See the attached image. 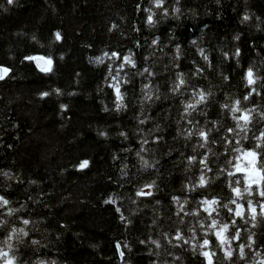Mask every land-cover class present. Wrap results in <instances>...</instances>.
<instances>
[{"label":"trees","instance_id":"obj_1","mask_svg":"<svg viewBox=\"0 0 264 264\" xmlns=\"http://www.w3.org/2000/svg\"><path fill=\"white\" fill-rule=\"evenodd\" d=\"M0 64V248L16 264H264V0H0Z\"/></svg>","mask_w":264,"mask_h":264},{"label":"snow or ice","instance_id":"obj_2","mask_svg":"<svg viewBox=\"0 0 264 264\" xmlns=\"http://www.w3.org/2000/svg\"><path fill=\"white\" fill-rule=\"evenodd\" d=\"M7 3H8V4H12V3H13V0H7ZM155 3H156L157 6H159V5L162 3V0H155ZM173 11H176V9H173ZM151 19H152V17H151V15H149V16H148V20L151 21ZM245 19H247V16H245ZM56 38H57V39L60 38L59 33H56ZM155 43H156V41L153 40V44H155ZM177 47H178V46H177ZM237 51H238V50H237ZM112 55L115 56V55H117V53L113 52ZM25 59L27 60V59H34V58H33V57H25ZM124 59L127 60L129 64L132 63V61H131L127 56H125ZM205 59H207L206 56H205ZM96 60L99 62L100 58L97 57ZM48 63H49V65L51 64V59H50V58H49V60H48ZM120 67H123V64H121ZM49 70H50L49 68H42V71H49ZM8 71H9V69H7V68H5V67H3V66H0V78H3V75L6 74ZM194 74H195V73H194ZM149 75H151V73H149ZM248 75L251 76V69H249V71H248ZM177 78L179 79V74H178ZM114 79H115V77H114ZM225 79H227V77H225ZM252 82H253L252 79H249V80H248V83H249V84H252ZM183 83H184V81H183V80H180V84H183ZM179 86H180V85L177 84V85H176V88H179ZM112 87L116 90V97H117V100H118V101L121 100V95H120L119 89L116 87V85H112ZM143 87L147 88L148 85L145 84ZM172 90L175 91L176 89L173 88ZM56 91L59 92V89H57ZM40 95H41V96H45V95H47V93L41 92ZM194 95H196V94L194 93ZM199 96H200V100L207 99V94H205V93H203V92L199 93ZM245 98H246V97H245ZM200 100H196V101L192 104V107H195V105H196L197 103H200ZM236 103H238V101H237ZM121 106H122V103H118V104L116 105L117 109H119ZM60 107H61V108H64V107H66V106H65V105H61ZM222 107H227V105H222ZM232 107H233L234 110L236 109V105H235V104H233ZM187 110H188V108L185 107V111H187ZM234 119H236V120H240V119L247 120V119H248V116H247V115H242V116H240V117H234ZM140 123H143V121H140ZM237 127H238V128H239V127H242V125L237 124ZM227 131L231 132V131H233V129L229 128V129H227ZM100 134H101V135H104V133H100ZM120 134H121V136L124 135L123 132H121ZM198 135H199L200 137H204L205 139H207V134H206L205 131H203V130L199 131ZM261 135L264 136V132H261ZM154 139H160V138H159V137H154ZM213 142H214V141H213ZM145 143H147V141H145ZM138 155H139V153H138ZM247 155H248L249 157L252 158V159L249 160V163H252L253 160H254V158L257 156V153H256L255 151L249 149V150H247ZM188 159H189V160H192V159H195V157H189ZM87 163H88L87 161H83V162L81 163L80 166L83 167V166L86 165ZM145 163H147V162L145 161ZM202 163H203V161H202ZM237 170H238V171H248V169H240L239 167H237ZM251 173H252V176H251V177H249V176H245L244 179L247 181V180H249V179L251 178L252 183H254V184L259 183V179H260V178L258 177L257 170H256L255 168H252V169H251ZM200 183H201V184L204 183L203 178L200 180ZM245 190L247 191V189H245ZM232 191H233V192H237L238 190H237L236 188H233ZM138 194L149 195V193H138ZM259 195H260L261 197H264V191H260V192H259ZM173 199L175 200L176 197H173ZM0 202H2L4 205H7V204L9 203V201H8L7 199H5V197H3V196H0ZM205 203H206V204L215 203V200H212V201H205ZM248 204H249V206H250V207H249V211H250V212H254L255 209L252 207V201L249 200V201H248ZM223 207H228V206H227V205H223ZM239 208H240V205H237V209H239ZM260 209H261V212L264 213V203H261V205H260ZM8 211L11 213V212L14 211V210H13V209H9ZM117 211H119V209H117ZM235 215H236V216H241L242 214H241L240 211H236ZM3 223H4V221H3V220H0V224H3ZM22 223H23L24 225H27V224L29 223V221H28L27 219H24V220L22 221ZM212 224L215 225V224H216V221L213 220V221H212ZM227 228H228V225H227V224H224V225L221 226V228H220L219 230L216 231L215 235H216V238H217L218 240L223 241L224 237L221 235V233H222L225 229H227ZM238 231H239V229H237V232H238ZM12 232H18V233L22 234L23 236H27V235H28V232L25 231L24 227H20L19 229L13 227V228H12ZM176 237H177V239H181V238H182V237H181V233H180L179 230H177V232H176ZM10 239H11V234H9V236L6 237V239H5V243L8 244V247H9V248L12 247V245H11L10 243H8V241H9ZM17 239H19V237H17ZM231 239H232V240H236V239H238V236H237V235H233V236H231ZM248 240H249V242L252 241V236H251V235L248 236ZM210 242H211V241H210L209 239H207V238L203 239V241H202V245H201V248L203 249L204 246H208V245L210 244ZM31 243L35 245V244L38 243V241H36V240H32ZM142 243H143V242H142ZM152 243H153V244H157V246H159L158 243H157V241H152ZM220 246L223 247V244H221ZM249 246H251V245L249 244ZM239 247H240V256L243 257V256L245 255L244 250H243V249H244V245L241 244ZM224 254H225V257H226V258L231 257V256H232L231 248L225 250V253H224ZM201 255L205 257L207 264H213L212 256L214 255V253H212V252H210V251L202 250V251H201ZM0 258H3V264H16V257H15V256H10V255L8 254V252H6L5 250H3L2 248H0ZM38 264H44V262L41 260V261H38Z\"/></svg>","mask_w":264,"mask_h":264},{"label":"water","instance_id":"obj_3","mask_svg":"<svg viewBox=\"0 0 264 264\" xmlns=\"http://www.w3.org/2000/svg\"><path fill=\"white\" fill-rule=\"evenodd\" d=\"M48 60H49V59H48L47 57L42 56V55L34 56V59H33L34 64H35L36 67H37L39 70H41V71H42V68H49L50 65H49V63H48ZM0 66H3V67H5V68L9 69V71H8L6 74L3 75V78H0V80H2V79H4V78L8 75V73L10 72V68L7 67L6 65H2V64H0Z\"/></svg>","mask_w":264,"mask_h":264}]
</instances>
